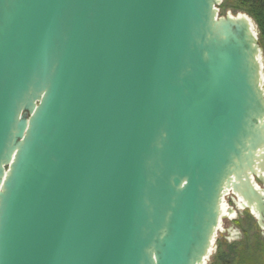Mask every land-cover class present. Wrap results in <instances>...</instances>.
<instances>
[{
	"label": "water",
	"instance_id": "water-1",
	"mask_svg": "<svg viewBox=\"0 0 264 264\" xmlns=\"http://www.w3.org/2000/svg\"><path fill=\"white\" fill-rule=\"evenodd\" d=\"M221 2L0 0V264H206L229 194L264 230L258 30Z\"/></svg>",
	"mask_w": 264,
	"mask_h": 264
},
{
	"label": "rangeland",
	"instance_id": "rangeland-1",
	"mask_svg": "<svg viewBox=\"0 0 264 264\" xmlns=\"http://www.w3.org/2000/svg\"><path fill=\"white\" fill-rule=\"evenodd\" d=\"M226 12L248 14L240 6L238 0H222L219 5V15ZM252 20L254 21L253 18ZM256 27L260 41V32L257 25ZM260 47L264 73V47L261 44ZM225 202L227 206L233 208L234 216L225 217L221 221L220 229L216 233L212 251L206 264H239L240 259L246 260L247 264L249 261L252 264H264V232H258L254 219H249L251 225L243 222L241 216L246 212L236 210L228 202V197H225Z\"/></svg>",
	"mask_w": 264,
	"mask_h": 264
},
{
	"label": "trees",
	"instance_id": "trees-1",
	"mask_svg": "<svg viewBox=\"0 0 264 264\" xmlns=\"http://www.w3.org/2000/svg\"><path fill=\"white\" fill-rule=\"evenodd\" d=\"M240 6L254 19L260 32V41L264 47V0H238ZM239 264H247L240 259ZM248 264H252L250 261Z\"/></svg>",
	"mask_w": 264,
	"mask_h": 264
},
{
	"label": "flooded vegetation",
	"instance_id": "flooded-vegetation-1",
	"mask_svg": "<svg viewBox=\"0 0 264 264\" xmlns=\"http://www.w3.org/2000/svg\"><path fill=\"white\" fill-rule=\"evenodd\" d=\"M227 197H228V202L231 203V205H233L236 210L245 211L246 212V213H244V215L241 216V219L243 220V222L248 223V224L251 225L249 219H254L258 232L259 233H263L264 232V230H262L259 227V225L257 224L256 218L254 217V215L250 211H248L246 209H240V208L236 207L235 204H234V201L232 199V195L231 194L227 195ZM238 236H239V233H238Z\"/></svg>",
	"mask_w": 264,
	"mask_h": 264
},
{
	"label": "bare ground",
	"instance_id": "bare-ground-1",
	"mask_svg": "<svg viewBox=\"0 0 264 264\" xmlns=\"http://www.w3.org/2000/svg\"><path fill=\"white\" fill-rule=\"evenodd\" d=\"M226 216V215H225ZM232 216H234V214H231L229 217H232ZM227 217V216H226Z\"/></svg>",
	"mask_w": 264,
	"mask_h": 264
}]
</instances>
